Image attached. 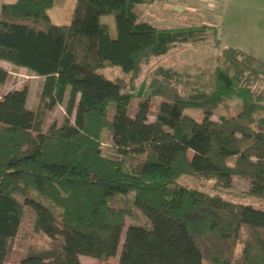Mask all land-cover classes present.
I'll return each mask as SVG.
<instances>
[{"label": "trees", "instance_id": "trees-1", "mask_svg": "<svg viewBox=\"0 0 264 264\" xmlns=\"http://www.w3.org/2000/svg\"><path fill=\"white\" fill-rule=\"evenodd\" d=\"M154 1L76 0L68 24L51 20L55 0L2 3L0 61L43 82L36 109L27 86L0 95V264L16 238V264L107 260L123 229L118 264H264V209L179 181L212 180V189L228 192L236 176L250 183L236 196L264 200V94L254 89L264 63L224 47L213 69L156 65L155 118L130 117L142 67L203 42L208 28L140 21L135 6ZM102 15H113L115 38ZM7 77L0 67V86ZM67 93L74 122L48 123ZM232 97L240 99L235 112L212 119ZM185 109L201 110L202 120Z\"/></svg>", "mask_w": 264, "mask_h": 264}, {"label": "rangeland", "instance_id": "rangeland-1", "mask_svg": "<svg viewBox=\"0 0 264 264\" xmlns=\"http://www.w3.org/2000/svg\"><path fill=\"white\" fill-rule=\"evenodd\" d=\"M6 0H0V8ZM76 0H55V4L49 9L51 20L56 24H68ZM135 12L140 21H145L157 28H180V27H200L206 25L205 40L195 44H183L174 47L168 55L164 57L152 58L149 63L142 67L141 75L135 80L134 95L130 100L127 112L130 117L146 116L149 121L154 120V110L160 97L150 96L149 83L151 77L149 71L156 65H166L174 67L180 71L196 73L199 69H213L217 64V56L221 54V50L225 47L220 39L219 20L222 13L220 2H209L207 0H155L151 4H139L135 6ZM100 22L108 26L109 34L112 38L116 37V28L113 15H102ZM216 30V34L215 31ZM0 67L8 72L7 80L0 86V95L3 93L19 89L27 86L29 90L27 105L31 109H36L38 103V92L41 89L43 78L33 74L26 68L16 67L5 61H0ZM145 81L144 92L147 95L137 96L136 93ZM256 91L264 94V82L254 85ZM68 93L62 103L56 105L48 114V123L52 121L60 122L67 116L72 122L75 119V108L71 114L66 113V101ZM92 104L91 99H87L84 105V111H87ZM240 105V99L232 97L219 105L215 110L212 119L216 120L220 116H227L235 112L234 108ZM114 102L110 101L107 105L108 117L112 118L114 112ZM185 114L193 117L197 121L202 120V112L199 109H185ZM82 126V122L78 123V127ZM107 146V144H104ZM180 182L188 183L193 187L204 190L211 194H216L236 204L250 203L254 207L264 209V200L241 198L239 195L248 190L249 180L240 177H233L232 186L225 192L212 189V180H201L199 182L190 181L188 178L182 177ZM123 229L120 237L117 254L107 260H97L86 256H80L81 262L85 264H118L121 243L124 236ZM20 240L16 238L12 243L11 257L6 264H16L19 258ZM204 264H207L204 262Z\"/></svg>", "mask_w": 264, "mask_h": 264}, {"label": "crops", "instance_id": "crops-1", "mask_svg": "<svg viewBox=\"0 0 264 264\" xmlns=\"http://www.w3.org/2000/svg\"><path fill=\"white\" fill-rule=\"evenodd\" d=\"M220 2V39L264 63V0H207Z\"/></svg>", "mask_w": 264, "mask_h": 264}, {"label": "water", "instance_id": "water-1", "mask_svg": "<svg viewBox=\"0 0 264 264\" xmlns=\"http://www.w3.org/2000/svg\"><path fill=\"white\" fill-rule=\"evenodd\" d=\"M144 86H145V81H143V82L141 83V85H140V87H139V89H138V91H137V93H136L137 96H141L142 94H143L144 96L147 95V92H144Z\"/></svg>", "mask_w": 264, "mask_h": 264}]
</instances>
